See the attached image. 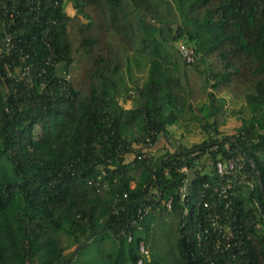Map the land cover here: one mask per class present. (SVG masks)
<instances>
[{"label": "trees", "instance_id": "16d2710c", "mask_svg": "<svg viewBox=\"0 0 264 264\" xmlns=\"http://www.w3.org/2000/svg\"><path fill=\"white\" fill-rule=\"evenodd\" d=\"M223 94L249 109L232 137L217 136ZM186 111L206 133L190 148L168 132ZM216 160L236 162L240 250L215 252L193 207L203 184L225 183ZM182 168L196 175L185 229ZM139 261L264 264V0H0V264Z\"/></svg>", "mask_w": 264, "mask_h": 264}, {"label": "built area", "instance_id": "2783aa9c", "mask_svg": "<svg viewBox=\"0 0 264 264\" xmlns=\"http://www.w3.org/2000/svg\"><path fill=\"white\" fill-rule=\"evenodd\" d=\"M9 17L11 19L10 21V26L15 25V18L13 16V11L9 14ZM46 38V37H45ZM14 33H5L4 39H3V46L5 49V53H10L11 50L15 48L14 45ZM47 39V38H46ZM48 46V45H47ZM51 51V50H50ZM178 51L180 52L182 58L187 62L190 63L192 62V57H191V51L180 45ZM50 59V58H49ZM21 75V74H20ZM19 77V76H18ZM217 147L214 146L210 151L216 150ZM225 149H228L227 145H225ZM146 156V155H143ZM196 169H201L200 166H197ZM212 173L216 174L218 179L222 181L223 179L225 180V183L220 186V187H211L205 183L202 185L201 189L203 190H197L198 192V198L199 201H195L193 207L195 211H199V209L202 207L207 211V216L203 218L202 222L208 224L209 228L205 229V232L208 230H212L214 233H216L215 237L216 243L214 246V251L217 252H223V251H228L232 250L233 247H235L237 250H240L241 248V241L240 239L235 238V232L232 229L233 227L230 226L228 223V196L231 195V193L228 191L231 188V184L228 183V175H232L233 173L236 172V162L232 160H216L214 164L211 167ZM208 172V170H206ZM180 172L187 173V175L183 178L181 181V184L178 189V194H179V200L183 207H185V201L186 197L189 195H192V192L194 190V187L192 186V182L194 179H196V175H189L188 170L186 168H182ZM203 172V173H207ZM202 173V171H201ZM249 186L252 188L253 184L248 183ZM211 189L209 198L210 200L204 199V195L207 189ZM215 195L217 197H215ZM220 199H223L224 202L223 204H220ZM170 204L171 201H168L167 207L170 209ZM183 214V220L181 221L180 228L185 229L186 227V218H189L190 216V211L185 207L182 211ZM199 214V213H198ZM200 221V220H199ZM198 221V223H199ZM234 239L236 241H234ZM141 253L147 254L145 251L144 247L141 245L139 248ZM138 264H141L139 261Z\"/></svg>", "mask_w": 264, "mask_h": 264}, {"label": "rangeland", "instance_id": "374dc122", "mask_svg": "<svg viewBox=\"0 0 264 264\" xmlns=\"http://www.w3.org/2000/svg\"><path fill=\"white\" fill-rule=\"evenodd\" d=\"M178 46H179V42L174 44V47L176 49L178 48ZM143 74H141L139 72H135L133 70L131 73L132 78H131V80L128 81L127 87L128 88L133 87L132 83L141 85L142 80H143V76H144ZM131 95H132V98L130 100L123 101V100L119 99V103L121 104L122 107H124L125 105L127 106L126 108H129V109H133L136 107V104L134 101L135 94L133 93ZM222 96L225 100L224 101V103H225L224 104L225 114H224L223 118L220 119V117H219V119H217L218 123L220 121H222V119H224V122H222L221 125L218 127L219 132L217 133V136L218 137H232L239 132V130L242 128L243 124L246 122V120H248L249 109L244 102L234 101V100H232V98L230 96L225 95V94H223ZM203 101L205 102L206 99H203L202 102ZM200 103L201 102H197L195 104L196 106H194V109H192L193 113L198 114L196 111V108L198 107V105ZM187 110H189V109L187 108ZM193 119H195L194 115H191L187 111H186L185 116L182 114L180 116H177L176 125L174 127L168 128V132L173 136V139H174V140H172L171 145H173L175 143H179V144H182L183 146H185L187 148H190L196 144L201 143L205 139L206 133H205V131H203L200 128L201 124L197 123ZM204 161H205V157L203 156L200 159V162L203 163ZM166 218H168V217H166ZM167 220L169 221V219H167ZM66 240H67L66 238L62 239L64 245L67 243ZM72 250L73 249H70L69 251H67L66 255H68L70 253V251H72Z\"/></svg>", "mask_w": 264, "mask_h": 264}, {"label": "crops", "instance_id": "0c3cea01", "mask_svg": "<svg viewBox=\"0 0 264 264\" xmlns=\"http://www.w3.org/2000/svg\"><path fill=\"white\" fill-rule=\"evenodd\" d=\"M65 12H66V14L69 15V16H73V15L76 14L70 5H66V7H65ZM126 107H127V106L125 105L124 108H125V109H129V108H126Z\"/></svg>", "mask_w": 264, "mask_h": 264}, {"label": "water", "instance_id": "95a60500", "mask_svg": "<svg viewBox=\"0 0 264 264\" xmlns=\"http://www.w3.org/2000/svg\"><path fill=\"white\" fill-rule=\"evenodd\" d=\"M254 170H255V168H254Z\"/></svg>", "mask_w": 264, "mask_h": 264}]
</instances>
